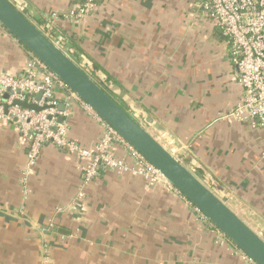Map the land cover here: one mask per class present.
Segmentation results:
<instances>
[{"label":"crops","instance_id":"0c3cea01","mask_svg":"<svg viewBox=\"0 0 264 264\" xmlns=\"http://www.w3.org/2000/svg\"><path fill=\"white\" fill-rule=\"evenodd\" d=\"M9 1L39 25L81 0ZM200 2L103 0L55 29L71 58L264 239V128L230 116L242 88ZM31 57L0 24V73L23 74ZM55 95L65 137L92 147L102 125ZM112 150L132 165L123 145ZM26 164L17 127L0 120V264H44V247L48 264H254L165 182L102 168L84 184L78 161L53 144Z\"/></svg>","mask_w":264,"mask_h":264},{"label":"built area","instance_id":"2783aa9c","mask_svg":"<svg viewBox=\"0 0 264 264\" xmlns=\"http://www.w3.org/2000/svg\"><path fill=\"white\" fill-rule=\"evenodd\" d=\"M199 6L225 37L230 60L236 67V81L242 88L241 98L231 110L230 116L252 128H264V0H201ZM94 8V0H81L76 8L61 15L52 12L45 22L39 25L36 23V27L71 57L66 38L55 29V21L61 17L81 19ZM7 89L8 96L4 101L2 97ZM56 89L63 90L64 94L66 92L67 99L79 102L102 125V133L92 147H85L65 137V120L59 123L58 117L62 115L65 118L67 113L57 109L59 103ZM39 92L41 96L37 98ZM14 101L34 104L40 110L20 107ZM0 120L11 122L17 127L20 139L26 145L28 169L36 164L42 147L53 144L78 161L84 184L91 181L102 168L130 171L151 181L169 184L157 169L33 55L23 74L0 73ZM114 144L124 146L132 165L114 155ZM82 194L80 191L77 199ZM194 210L202 220L208 221L196 207Z\"/></svg>","mask_w":264,"mask_h":264},{"label":"water","instance_id":"95a60500","mask_svg":"<svg viewBox=\"0 0 264 264\" xmlns=\"http://www.w3.org/2000/svg\"><path fill=\"white\" fill-rule=\"evenodd\" d=\"M0 24L31 55L40 60L68 90L89 105L104 122L157 169L173 188L204 214L254 264H264V239L9 0H0ZM8 91L9 89L3 94L2 100H6ZM65 95L67 96L66 92ZM40 96L41 92L36 95L37 98ZM14 103L20 107L40 110L31 103L20 101ZM57 109L64 111L65 105L59 104ZM63 120L62 115L58 117L59 123Z\"/></svg>","mask_w":264,"mask_h":264},{"label":"rangeland","instance_id":"374dc122","mask_svg":"<svg viewBox=\"0 0 264 264\" xmlns=\"http://www.w3.org/2000/svg\"><path fill=\"white\" fill-rule=\"evenodd\" d=\"M34 23V22H33ZM35 25H37L36 23H34ZM87 184V183H86ZM167 184V183H166ZM169 185V184H168ZM81 191V193H83L82 194V196L81 197H83L84 196V191L82 190V188H78V190H76V196L78 197V193ZM194 207V206H193ZM42 252H43V263L44 264H48V263H50L51 262V255L49 254V252H48V250L44 247V249L42 250Z\"/></svg>","mask_w":264,"mask_h":264},{"label":"trees","instance_id":"16d2710c","mask_svg":"<svg viewBox=\"0 0 264 264\" xmlns=\"http://www.w3.org/2000/svg\"><path fill=\"white\" fill-rule=\"evenodd\" d=\"M100 1L102 2L103 0H94L95 3H96V2L99 3ZM119 105H120V104H119ZM120 106H121V105H120ZM121 107H122V106H121ZM122 108H123V107H122ZM208 222L211 223L209 220H208ZM211 224H212V223H211ZM212 225H213V224H212ZM213 227H215V226L213 225ZM215 228H216V227H215ZM225 237H226V236H225ZM226 238H227V237H226ZM227 239H228V238H227Z\"/></svg>","mask_w":264,"mask_h":264}]
</instances>
